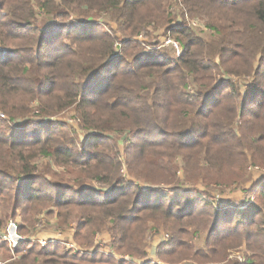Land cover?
Wrapping results in <instances>:
<instances>
[{"label": "trees", "instance_id": "1", "mask_svg": "<svg viewBox=\"0 0 264 264\" xmlns=\"http://www.w3.org/2000/svg\"><path fill=\"white\" fill-rule=\"evenodd\" d=\"M175 3L181 21L168 13ZM102 13L122 38L90 23ZM189 15L207 18L220 38L203 41L183 22ZM150 27L179 41L181 57L142 50L135 39ZM72 108L77 138L50 120ZM0 113V230L20 212L23 234L54 209L60 225L79 222L73 238L82 247L105 230L113 237L107 255L33 241L12 249L0 239L14 254L0 264H131L120 255L138 264H264V177L248 189L256 201L245 209L209 194L228 177L245 181L249 165L264 166V0H0ZM38 156L70 169L68 180L45 183ZM176 181L206 192L143 187ZM152 227L171 235L155 244L156 260L148 259Z\"/></svg>", "mask_w": 264, "mask_h": 264}, {"label": "rangeland", "instance_id": "2", "mask_svg": "<svg viewBox=\"0 0 264 264\" xmlns=\"http://www.w3.org/2000/svg\"><path fill=\"white\" fill-rule=\"evenodd\" d=\"M172 1V0H171ZM175 2V0H173ZM169 8V7H168ZM185 12L184 7L180 6V4L178 3V5L173 4L172 7H170L168 9V13H171L172 15H174V21L175 20H180L181 19L178 16H181L183 13ZM103 14V15H102ZM100 16H98L96 19L90 21V23H95L98 24L99 26H101L104 30H109L112 35L116 36V33H118V27L117 24L115 23L114 19L112 17H110V15L108 13H102ZM39 21L42 20V22L38 23L37 28L39 30H43L44 27L47 24V20H44V17H39L38 18ZM80 20H76L75 17H70L69 18V24H73V23H77ZM81 22V21H80ZM183 22L188 26V28L190 27L191 30L199 37H201L203 39V41L205 42H210L212 40L217 39L219 36L217 34V32H215L208 23V19L207 18H200V17H195L192 18L190 15L187 17L185 16L183 19ZM37 23V22H36ZM107 26V27H106ZM108 31V32H109ZM118 35H120V38H122V35L118 33ZM159 36V38L157 37ZM154 31V28L150 27V29H145L143 30L140 35L135 39L136 42L139 43L140 47L142 48V50H144L147 53H150L152 51L157 50L158 52H161L163 54H168L169 56H173L176 57L173 49L168 46V44L166 43V41L168 40L167 38H170L172 40H174V38L168 37L170 36L169 33L165 30H161L159 31V34H157ZM220 38V37H219ZM121 39H119V41L116 42V49L118 50V52L121 50V44L120 41ZM177 41V40H176ZM179 42V41H177ZM60 44V43H59ZM179 44L182 47V44L179 42ZM183 48V47H182ZM177 58V57H176ZM78 60H83L78 58ZM233 81H235V79H232ZM240 82L245 83H251V80H248V77H243L239 79ZM236 82V81H235ZM188 91L189 92H193L194 91V87L189 85L188 87ZM40 104L38 103V101H34V103L32 104V110L33 113L30 115L32 117H36L39 114V106ZM0 115H2V117H0L3 120H7V118L4 117L3 113H0ZM21 120V119H19ZM17 120V121H19ZM50 120L54 121L56 124H62L65 128L66 131H74L75 133H73V137L77 138L78 136L81 137L80 135H82V130L80 128V118L78 117V115L75 113V111L72 109L70 110H66L64 112H59L57 114V116H55V118H51ZM8 122V121H6ZM21 122V121H20ZM10 124V123H9ZM241 125V121L240 119L236 120L235 124H234V131L236 132V134H238L239 130H238V126ZM12 127V129L16 132H18L19 128L14 127V124L11 123L10 125ZM81 133V134H80ZM79 140V138H78ZM77 143H79L77 141ZM123 150V149H122ZM124 152V151H123ZM35 162L37 163V166H39V171H38V176H44V178L46 180H43L45 183H54V182H62V180H68L67 177H62V175H65V173L70 170L65 168L64 166H56L55 162L52 158L49 157H43V156H38V158L35 160ZM175 163L177 164V166L179 168H181L182 164H181V159L178 158L177 160H175ZM57 176V177H56ZM264 177V166H254V165H249L247 168V172L245 174V176L243 177L245 181H243L240 178H235V177H228L232 182L230 183V185H213L209 188L210 190V195L212 197V199H210L212 202H233L234 204H239V205H243L242 209L246 208V204L247 206L250 205L252 202H254L255 200V192L252 191H248V189H252V186L256 183L254 182H258L259 180H261ZM184 178V174L182 171H178V178L179 180H183ZM68 183V182H66ZM37 184H39L40 187H42L44 190H56L55 187H50L47 185H43V183L41 182H37ZM92 186L94 187H99L101 188L103 185H100L97 182H92L91 183ZM174 186H165L164 184L161 185H155V186H151V185H143V187L146 188H154L155 190H158L159 192H165L167 194H170L169 192L178 190L179 188L183 189V190H187L190 192H196L197 194H205V185H197V186H193V184H187L185 186H181L177 183L173 184ZM17 186V183L16 185ZM150 188V189H151ZM204 190V191H203ZM14 190L9 189V192H13ZM195 196V195H193ZM256 201V200H255ZM224 203V204H225ZM245 204V205H244ZM53 213V214H52ZM56 211H54V209H50V210H44L41 213L35 215L34 217V222L32 225H28L26 227H24L26 229V232H24L23 234H21L20 228L23 225V220L22 217L20 215V212H18L15 217L12 216L10 218H8V220H6L5 226L2 230H0L1 234H5L7 233V228L8 225L11 222H14L17 226V231L18 234L20 236L26 237V238H32L35 235L41 236V238H43V236L46 237H53V238H58L61 241L59 242H55V243H59L62 246H64L66 248V250L73 252L74 254H78V255H84V254H94L97 252H100L101 254H109V244L112 241V236L111 234L105 230L104 232H100V233H96L94 236V243H93V247L88 248V247H82L80 246L75 239L73 238V234L76 232V230L78 229L79 226V222L75 219L70 220L68 223H65L62 225H60V221L59 218H57L56 215ZM189 234L191 235L195 230L193 228H190ZM170 234L168 232V230L163 229V228H157V227H152V229H150L149 231V237H148V244L149 247L147 248L148 250V254H149V258L150 260H156L157 257L154 254V256L152 255L153 253H151L153 247L155 246V244H157L160 241H167L170 239ZM166 237L168 239H166ZM205 237L203 234H200L198 236H195V239L193 240L194 244H196L197 247H203V243H204ZM35 242V241H33ZM32 242V243H33ZM71 242L74 244L75 248L80 250L81 252H79L78 250H69L67 249V247L65 246L64 243H68ZM54 244V243H53ZM95 244V245H94ZM95 247V248H94ZM12 250V249H11ZM157 250L155 249V252ZM242 252L246 255V254H251L249 253V251H247L246 249L243 248ZM11 254H13V252H9V248L6 247H0V263L3 261V257L5 259H7L9 256H11ZM14 256V254H13ZM127 258H130L133 263H131V260H127ZM116 259L118 260H122L131 264H138L137 260H133L130 256L125 255V256H116ZM242 259L245 260V257L242 256ZM239 260V258H238ZM159 264H162L161 262H159ZM186 264H196L193 262H186Z\"/></svg>", "mask_w": 264, "mask_h": 264}, {"label": "built area", "instance_id": "3", "mask_svg": "<svg viewBox=\"0 0 264 264\" xmlns=\"http://www.w3.org/2000/svg\"><path fill=\"white\" fill-rule=\"evenodd\" d=\"M167 39L168 40L166 41V43L168 44V46H170L173 49V52H174L175 56L177 58L181 57V55H182V47L179 44V42H177L176 40H172L170 38H167ZM0 117H2V115H0ZM17 229L18 228H17L16 224L14 222H11L8 225L7 233L0 234V239H2L5 242H8L12 249H16L21 243L27 242V241L39 242L42 246H46L48 244H53L55 242L61 241L60 239L53 238V237L44 238L45 236H43V238H41V236H38L36 238L34 237V238H31V239L30 238H26V237L20 236L18 234ZM168 238L166 237V239H168ZM64 244L67 247V249H69V250H78V249L75 248L74 244L71 243V242L64 243ZM78 251L81 252L80 250H78ZM238 258H239L241 263L244 262V260L242 259V256H239ZM129 259L130 258H127V260H129ZM131 263H133L132 260H131Z\"/></svg>", "mask_w": 264, "mask_h": 264}, {"label": "crops", "instance_id": "4", "mask_svg": "<svg viewBox=\"0 0 264 264\" xmlns=\"http://www.w3.org/2000/svg\"><path fill=\"white\" fill-rule=\"evenodd\" d=\"M151 253H153L152 255L154 256V254L156 253V252H155V247H153Z\"/></svg>", "mask_w": 264, "mask_h": 264}]
</instances>
